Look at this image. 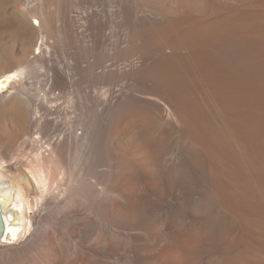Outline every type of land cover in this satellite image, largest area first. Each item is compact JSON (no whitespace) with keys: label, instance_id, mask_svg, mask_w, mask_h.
Returning a JSON list of instances; mask_svg holds the SVG:
<instances>
[{"label":"bare ground","instance_id":"1","mask_svg":"<svg viewBox=\"0 0 264 264\" xmlns=\"http://www.w3.org/2000/svg\"><path fill=\"white\" fill-rule=\"evenodd\" d=\"M0 232V264L58 234L64 264H264V0H0Z\"/></svg>","mask_w":264,"mask_h":264},{"label":"rangeland","instance_id":"2","mask_svg":"<svg viewBox=\"0 0 264 264\" xmlns=\"http://www.w3.org/2000/svg\"><path fill=\"white\" fill-rule=\"evenodd\" d=\"M29 141V142H28ZM31 142L29 140V138L26 137L21 139V142L17 144V150H16V154L14 156V158L10 161V163L14 164V166H17L16 163H23L22 160H20V156L22 155V153L29 151L28 149V145H30ZM19 145V147H18ZM134 155V154H133ZM137 153H135V157H136ZM140 156H142L143 154H139ZM138 157V155H137ZM21 168H24L23 165H21ZM127 176L126 181L128 182L127 184L130 186V184L133 186L131 187L132 189L135 188L137 186V182L134 179H130ZM66 182V181H65ZM133 183V184H132ZM136 183V184H135ZM68 183H66L67 185ZM126 184V187L128 186ZM136 185V186H135ZM128 186V187H129ZM127 187V188H128ZM138 187V186H137ZM136 187V188H137ZM130 188V187H129ZM53 201V200H51ZM55 205V204H54ZM53 205V206H54ZM121 205H119L120 207ZM121 208V207H120ZM126 210V207L124 208L122 206L121 210ZM128 210H126L127 212ZM66 233V232H65ZM67 237V238H66ZM54 238V240H53ZM52 241L50 243V248L49 250H45L44 254L46 255L44 259L38 258L37 256L35 257V255L32 253V248L29 247L28 245H23V244H17L16 246H5V250L11 254L13 260L18 263V264H46V259H51L52 263L51 264H64L66 263V261L69 258V254L71 253V249H72V240H70V238L68 239L67 234H58L57 236L53 237ZM69 240V241H68ZM70 244V245H69ZM150 249V248H149ZM14 251V252H13ZM23 251V252H22ZM22 252V253H21ZM30 256L29 261L27 260V255ZM34 255V256H33ZM27 256V257H26ZM32 256V257H31ZM22 257V258H21ZM49 257V258H48ZM21 258V259H20ZM40 259V260H39ZM53 259V260H52ZM42 261V262H41ZM44 261V262H43ZM41 262V263H40Z\"/></svg>","mask_w":264,"mask_h":264},{"label":"water","instance_id":"3","mask_svg":"<svg viewBox=\"0 0 264 264\" xmlns=\"http://www.w3.org/2000/svg\"><path fill=\"white\" fill-rule=\"evenodd\" d=\"M0 234H2V232H0Z\"/></svg>","mask_w":264,"mask_h":264}]
</instances>
